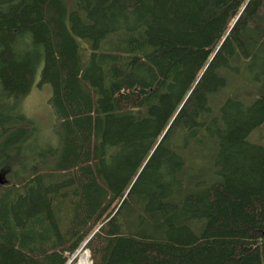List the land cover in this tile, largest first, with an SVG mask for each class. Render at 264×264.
<instances>
[{"label":"trees","instance_id":"obj_1","mask_svg":"<svg viewBox=\"0 0 264 264\" xmlns=\"http://www.w3.org/2000/svg\"><path fill=\"white\" fill-rule=\"evenodd\" d=\"M263 124L264 0H0V264H264Z\"/></svg>","mask_w":264,"mask_h":264},{"label":"rangeland","instance_id":"obj_2","mask_svg":"<svg viewBox=\"0 0 264 264\" xmlns=\"http://www.w3.org/2000/svg\"><path fill=\"white\" fill-rule=\"evenodd\" d=\"M40 80L41 68H39L36 74L35 82L31 90L23 99V110L35 121L39 128L40 137L45 141L49 139V141H51L54 138L53 124L55 123V114L49 103V98L52 95V85L49 82L39 84ZM248 139L251 141L264 142V124L252 130ZM86 250L80 248V252L76 251L73 254L75 264H81V254Z\"/></svg>","mask_w":264,"mask_h":264},{"label":"bare ground","instance_id":"obj_3","mask_svg":"<svg viewBox=\"0 0 264 264\" xmlns=\"http://www.w3.org/2000/svg\"><path fill=\"white\" fill-rule=\"evenodd\" d=\"M85 242V241H84ZM82 242V244L84 243ZM80 248H78L76 251H79ZM80 252V251H79ZM74 254V253H73ZM73 257V256H72ZM90 262V263H89ZM81 264H91V261L89 259V252L86 250L81 254Z\"/></svg>","mask_w":264,"mask_h":264}]
</instances>
